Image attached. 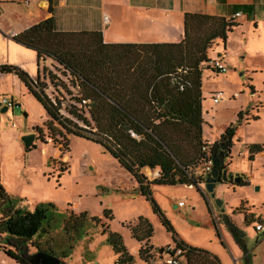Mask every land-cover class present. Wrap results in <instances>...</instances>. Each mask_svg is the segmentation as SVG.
<instances>
[{
	"label": "trees",
	"instance_id": "obj_1",
	"mask_svg": "<svg viewBox=\"0 0 264 264\" xmlns=\"http://www.w3.org/2000/svg\"><path fill=\"white\" fill-rule=\"evenodd\" d=\"M48 2L52 12V0ZM238 25L233 19L186 13L180 42L114 44L105 43L97 31H59L53 18L48 17L13 35L12 39L33 50L38 63L51 59L54 71L43 67V78L38 76L33 80L17 66L0 65V73L15 74L47 112L48 130L52 131L51 124L56 122L67 134L100 145L130 175L139 194L150 202L153 213L171 234L173 244L185 251L188 264L221 262L208 250L188 245L177 237L154 200L151 187L187 185L205 196L200 186L205 185L206 160L225 162L228 158L234 126L225 129L220 135L221 141L202 140L201 78L211 46L218 43L224 46L228 33ZM50 86L54 89L51 95L46 92ZM241 115L239 112L238 120ZM257 119L258 116L252 118ZM34 147L33 143L26 150ZM248 149L250 158L264 151L261 144H250ZM145 168H159L158 176L149 180L144 174ZM64 170L65 166L61 165L59 172ZM52 210L50 203L39 204L32 211L16 206L1 184L0 173V251L17 264L21 255L28 254L31 245L37 252L55 255L60 264H65L61 258L67 257L73 249L72 243L75 244L81 231L87 230V221L104 226L100 218L89 217L85 211H70L62 230L55 232ZM219 215V227L224 225L245 254L242 232L231 219L235 214ZM214 217L216 234L220 237ZM259 220L264 223V219ZM103 228L102 233H107L106 242L115 255L114 263L131 264L134 258L120 234L109 231L108 226ZM130 230L140 242L153 234L151 223L142 216ZM54 236L66 241V251L52 247L56 242L58 246L61 244ZM37 238H43L46 247ZM147 249H151L147 243L140 247L141 258H145ZM158 251H163V247Z\"/></svg>",
	"mask_w": 264,
	"mask_h": 264
},
{
	"label": "rangeland",
	"instance_id": "obj_2",
	"mask_svg": "<svg viewBox=\"0 0 264 264\" xmlns=\"http://www.w3.org/2000/svg\"><path fill=\"white\" fill-rule=\"evenodd\" d=\"M245 25L227 38L225 48L228 55L221 59L225 72H215L202 66V140L208 143L221 141L220 135L225 129L234 126L233 145L226 158L227 170L233 174L232 180L216 183L213 196L205 190L204 184L200 186L208 198L209 207L197 199L195 189L186 185H158L151 190L177 237L192 244L210 240L214 243L216 238L212 237L208 217L215 216L219 225L221 210L227 215L234 213L231 219L242 232L240 236L246 252L228 247L225 264H264V230H254V224L264 219V151L254 153L250 158L248 149L250 144L264 147V55L261 51L264 25L259 23L258 32L251 30L252 25ZM242 41L243 45L254 43L256 49L247 52ZM222 48L213 44L210 50L218 53ZM57 75L61 77L59 73ZM20 87L23 95L15 94L14 98L0 92V99L6 97L18 104L6 111H1L0 107L1 184L16 206L32 211L39 204L50 203L55 232L62 230L70 211H85L89 217L100 218L109 231L120 234L124 246L134 258L131 264H148L140 257V241L132 236L130 230L137 224L139 216L147 218L153 227V246L162 245L164 248L173 244L171 234L153 213L150 202L139 196L135 181L111 155L94 142L67 134L56 122L51 124L53 130H48L47 112ZM46 92L51 95L54 89L50 86ZM215 96L218 101H214ZM239 112H242L241 120H238ZM254 116L258 119L252 120ZM36 127L40 130L35 131ZM29 133H35L38 138L34 141L35 147L26 150L21 138ZM61 165L65 170L60 173ZM143 171L148 179L159 174V168H145ZM235 175L241 177L240 182L235 181ZM133 193L138 196L132 198ZM216 200L223 202L221 208L217 207ZM177 201H183L184 207L173 208ZM100 224L87 221L89 229H96L97 233H89L86 240L80 241L84 235L82 229L69 252L71 264H114V252L106 242L107 233H100L104 229ZM224 230L229 234L227 229ZM54 237H58L61 244L58 246L56 242L52 247L66 251V241L59 236ZM36 241L46 247L43 238ZM148 250L144 256L153 257L150 264H163L158 248L150 253ZM35 252L36 248L30 245L28 254ZM0 264L16 262L0 251Z\"/></svg>",
	"mask_w": 264,
	"mask_h": 264
},
{
	"label": "crops",
	"instance_id": "obj_3",
	"mask_svg": "<svg viewBox=\"0 0 264 264\" xmlns=\"http://www.w3.org/2000/svg\"><path fill=\"white\" fill-rule=\"evenodd\" d=\"M186 13L219 16L237 21L239 25L228 33V38L234 30L246 27L245 23L252 25L253 32H258L259 23L264 25V0H52V12L49 11L48 0H27V2L0 0V65L17 66L33 80H36L38 76L40 79L43 78V67L53 69L51 59L46 58L38 63L37 55L33 50L25 48L12 39L13 35L48 17L53 18L54 26L59 31H97L101 33L105 43H177L183 38ZM262 40L261 51L264 55V38ZM216 46H222V51L216 53L215 50H211L208 52L209 57L216 54L223 59L228 55L225 44L223 46L222 43H218ZM255 46L254 43L243 45L242 41V47L247 52L250 49L255 50ZM20 86L27 94H30L15 74L0 73V92L8 93L14 98L15 94L23 95ZM224 164L227 165L226 160ZM188 187L195 189L193 186ZM195 192L197 199L204 201V206L209 207L207 196H202L196 189ZM137 196V194H131L132 198ZM178 207L177 204L173 206V208ZM221 212L224 211L221 210ZM207 220L211 225L212 237L216 238L214 243L210 240L196 245L180 239L188 245L208 250L219 258L221 264H225L227 248L236 250L240 248L231 234L224 230L225 227L218 225L220 233L218 237L213 217L210 216ZM89 233H97V231L96 229L92 231L87 227L80 241L86 240ZM152 237L153 234L150 238L140 242L141 246L145 243L151 246L149 253L162 247V245L153 246ZM68 259L69 254L61 258V261L71 264ZM144 260L150 264L153 257L149 255L146 258L145 256Z\"/></svg>",
	"mask_w": 264,
	"mask_h": 264
},
{
	"label": "water",
	"instance_id": "obj_4",
	"mask_svg": "<svg viewBox=\"0 0 264 264\" xmlns=\"http://www.w3.org/2000/svg\"><path fill=\"white\" fill-rule=\"evenodd\" d=\"M1 111H6V108L2 107ZM35 137V133H29L22 136L21 140L26 149L30 148L33 145ZM235 176V181L240 182L241 177H239V175ZM232 178L233 174L231 172H228L227 167L224 166V161H215L213 168L205 178L204 188L213 196V189L216 183L226 182ZM222 204L223 202L221 200H216L217 207H222ZM18 264H60V259L59 257L47 252L38 251L33 254L21 255L18 259Z\"/></svg>",
	"mask_w": 264,
	"mask_h": 264
},
{
	"label": "built area",
	"instance_id": "obj_5",
	"mask_svg": "<svg viewBox=\"0 0 264 264\" xmlns=\"http://www.w3.org/2000/svg\"><path fill=\"white\" fill-rule=\"evenodd\" d=\"M22 1L27 2V0H22ZM203 66L219 73L226 71L225 65L223 64L220 57L217 56L216 54H214V56L212 57L208 56V60L203 63ZM214 101H218V97L215 96ZM17 105L18 104L15 100L8 99L6 97L0 99V107H5L6 109L9 108L13 109ZM213 165H214L213 159L208 158L203 166L205 177L207 176L208 173H210L211 169L213 168ZM177 205L181 207L184 205V203L183 201H179ZM254 230L257 232L263 231L264 223L256 222L254 224ZM159 254L163 258V264H188L185 256V251L174 244L167 245L166 247L163 248V251H161Z\"/></svg>",
	"mask_w": 264,
	"mask_h": 264
},
{
	"label": "flooded vegetation",
	"instance_id": "obj_6",
	"mask_svg": "<svg viewBox=\"0 0 264 264\" xmlns=\"http://www.w3.org/2000/svg\"><path fill=\"white\" fill-rule=\"evenodd\" d=\"M226 165V164H225ZM227 166V165H226ZM230 180H232V179H230Z\"/></svg>",
	"mask_w": 264,
	"mask_h": 264
}]
</instances>
